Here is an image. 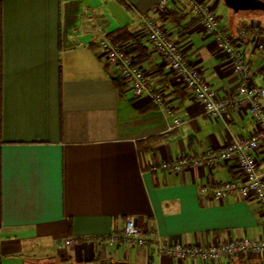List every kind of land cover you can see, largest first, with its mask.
<instances>
[{"label":"crops","instance_id":"crops-1","mask_svg":"<svg viewBox=\"0 0 264 264\" xmlns=\"http://www.w3.org/2000/svg\"><path fill=\"white\" fill-rule=\"evenodd\" d=\"M158 1L0 0V264H264L255 252L212 262L158 251L159 243L264 238V209L255 200L214 199L201 190L238 180L235 159L179 172L159 167L248 138L256 123L244 104L210 117L183 87L140 32V15ZM194 5H208L233 34L257 21L232 15L223 0H169L161 12L169 13L161 22L189 62L220 96L232 94L241 79ZM95 25L110 40L121 28L139 39L148 55L139 64L170 112L152 92L116 85L122 79L100 53ZM237 44L251 63L248 83L262 85L264 48L248 37ZM258 159L264 165L260 152ZM128 216L146 245L123 237Z\"/></svg>","mask_w":264,"mask_h":264},{"label":"built area","instance_id":"built-area-1","mask_svg":"<svg viewBox=\"0 0 264 264\" xmlns=\"http://www.w3.org/2000/svg\"><path fill=\"white\" fill-rule=\"evenodd\" d=\"M168 2L169 0H159L152 11L157 14L161 13L167 8ZM193 9L202 15L205 30L213 35L217 47L232 64L233 73L241 79L237 91L232 94L220 96L217 93V90L203 77L200 69L189 62L178 40L171 36L169 30L156 16L140 15L142 21L140 32L147 38L152 48L161 55L170 69L180 77L183 87L193 94L207 115L219 117L224 115L229 106L244 104L254 119L256 128L248 138L229 141L222 147L204 154H182L174 161H162L159 167L179 172L191 165L202 166L213 164L220 159L233 158L238 165L240 178L222 181L210 187L203 186L202 192L214 199H224L230 195H238L246 200L253 199L264 209V165H261L258 159L259 152L264 158V70L260 72L262 85L248 83L251 63L245 51L237 44L239 38L248 37L257 42L259 49H263L264 45L258 42L260 26L257 22L251 21L240 25L237 33L233 34L223 29L219 16L208 5H194ZM91 29L100 35L101 55L115 66L117 75L127 83L132 92L135 95L152 92L154 101L166 107L170 112L163 94L151 90L147 71L135 62L130 52L131 45L113 43L108 33L99 25ZM173 122L174 125H179L181 120L175 117ZM155 169V165L150 166V170ZM122 235L131 245L144 246L147 243V236L132 216L126 217ZM110 238L111 240L116 239L114 235ZM64 242L69 244L76 242V239L67 238ZM158 251L163 255L178 259L200 257L203 260L215 262L222 257L237 256L246 252L264 254V238L244 236L209 244L159 243Z\"/></svg>","mask_w":264,"mask_h":264},{"label":"trees","instance_id":"trees-1","mask_svg":"<svg viewBox=\"0 0 264 264\" xmlns=\"http://www.w3.org/2000/svg\"><path fill=\"white\" fill-rule=\"evenodd\" d=\"M168 14L169 13H165V12L161 13V15L159 17L160 21H162V22L167 21L170 18ZM175 14H176V16L173 17L171 20L174 22H176V21L180 22L182 17L176 19L178 13H175ZM175 14L173 13V15H175ZM124 32H126V31H124L123 28H121L120 30H116L115 34H111V40L115 43H120V44L131 41L134 44L133 51L136 52V61L135 62L139 64V63L146 61L148 59V55H147V49L145 48V46H143V44L139 41V39L136 36H134L132 34H128V33H125L123 35ZM115 83L119 88H121V84L124 86H126V84H127L123 80L115 81Z\"/></svg>","mask_w":264,"mask_h":264},{"label":"rangeland","instance_id":"rangeland-1","mask_svg":"<svg viewBox=\"0 0 264 264\" xmlns=\"http://www.w3.org/2000/svg\"><path fill=\"white\" fill-rule=\"evenodd\" d=\"M230 11H231L232 15H236L237 17L238 16L246 17V18H243V20L249 21L250 19H254L255 21H257L259 26H260V29H261L259 41H260V43H262L264 45V12L261 10H254V11L240 10L238 12H234L232 9ZM148 14H150L152 16L157 15V13L155 11H152V9H151L150 13H148Z\"/></svg>","mask_w":264,"mask_h":264},{"label":"water","instance_id":"water-1","mask_svg":"<svg viewBox=\"0 0 264 264\" xmlns=\"http://www.w3.org/2000/svg\"><path fill=\"white\" fill-rule=\"evenodd\" d=\"M234 12L240 10H261L264 12V0H223Z\"/></svg>","mask_w":264,"mask_h":264}]
</instances>
